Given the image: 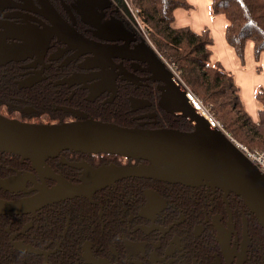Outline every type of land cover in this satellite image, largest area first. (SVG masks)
<instances>
[{
    "label": "flooded vegetation",
    "instance_id": "af4514ba",
    "mask_svg": "<svg viewBox=\"0 0 264 264\" xmlns=\"http://www.w3.org/2000/svg\"><path fill=\"white\" fill-rule=\"evenodd\" d=\"M89 1L0 0V115L30 124L92 119L167 128L159 84L133 59L138 40L122 50L105 46L114 36L101 25L120 18L132 32L129 12ZM62 29L96 43L94 53ZM106 48L123 60L104 59ZM143 163L70 150L49 158L55 175L86 194L47 200L33 213L0 214V264H264V230L232 193L145 178L93 188L102 179L96 171ZM44 186L61 191L29 161L0 153L1 201L32 200Z\"/></svg>",
    "mask_w": 264,
    "mask_h": 264
},
{
    "label": "water",
    "instance_id": "95a60500",
    "mask_svg": "<svg viewBox=\"0 0 264 264\" xmlns=\"http://www.w3.org/2000/svg\"><path fill=\"white\" fill-rule=\"evenodd\" d=\"M111 2L125 7L122 0L89 1L103 8ZM101 28L114 36L112 45L105 46L122 50L127 41L138 40L131 49L133 59L145 66L152 82L159 84V108L188 120L192 130L124 127L92 119L58 125L30 124L0 115V153L14 154L29 161L40 179L43 175L55 180L61 187L60 193H56L44 186L37 197L19 203L0 200V214L33 213L46 205L47 200L86 194L85 188L62 181L45 165L49 158L70 150L114 154L145 162L137 166H111L96 171L102 179L93 186L95 190L125 178L219 189L225 197L229 193L238 197L264 230V176L221 133L207 126L189 104L183 87L173 80L165 62L135 30L128 31L120 18H110ZM62 33L89 53H94L93 45L96 43L90 41L83 44L75 36L67 34L65 29ZM108 50L106 48L101 53L104 59L123 60V57L115 56Z\"/></svg>",
    "mask_w": 264,
    "mask_h": 264
},
{
    "label": "trees",
    "instance_id": "16d2710c",
    "mask_svg": "<svg viewBox=\"0 0 264 264\" xmlns=\"http://www.w3.org/2000/svg\"><path fill=\"white\" fill-rule=\"evenodd\" d=\"M127 1L137 11L138 20L158 54L175 68L182 82L232 137L251 150L263 149L264 89L257 87L255 90L259 108L258 118L253 120L245 109L234 76L218 61H211L213 39L210 30L204 28L194 32L190 27L174 25L175 11L190 7L188 0ZM209 9L212 15L224 18L225 42L242 63L247 41L253 43L254 58L258 60L261 55L264 58V0H209ZM163 114L168 118L163 119L164 127L192 130L188 120L165 111Z\"/></svg>",
    "mask_w": 264,
    "mask_h": 264
},
{
    "label": "crops",
    "instance_id": "0c3cea01",
    "mask_svg": "<svg viewBox=\"0 0 264 264\" xmlns=\"http://www.w3.org/2000/svg\"><path fill=\"white\" fill-rule=\"evenodd\" d=\"M190 7L177 9L175 11L176 27H190L194 32H200L204 28L210 30L213 44L211 61H218L221 66L230 72L236 84L241 89V95L245 99V109L253 120L257 119V108L252 93L255 88L264 89V74L255 71L252 63H243L233 53L232 49L226 44L224 39L225 20L210 13L209 0H188Z\"/></svg>",
    "mask_w": 264,
    "mask_h": 264
},
{
    "label": "built area",
    "instance_id": "2783aa9c",
    "mask_svg": "<svg viewBox=\"0 0 264 264\" xmlns=\"http://www.w3.org/2000/svg\"><path fill=\"white\" fill-rule=\"evenodd\" d=\"M122 2L124 3L127 12H129L133 29L157 53L155 48L150 43L143 26L138 20L137 11L132 6L130 8L129 2L127 0H122ZM162 60L165 62L167 69L171 72L173 80L183 87L185 91V97L193 108V110L196 111L205 120L207 126L210 129L221 133L257 169V171L264 176V148L259 150H251L245 145L239 143L236 139H234V137H232V135L225 129V127L221 123H219V121L215 118L210 109L204 106L202 102L182 82L175 68L169 65L163 58Z\"/></svg>",
    "mask_w": 264,
    "mask_h": 264
},
{
    "label": "rangeland",
    "instance_id": "374dc122",
    "mask_svg": "<svg viewBox=\"0 0 264 264\" xmlns=\"http://www.w3.org/2000/svg\"><path fill=\"white\" fill-rule=\"evenodd\" d=\"M130 5V4H129ZM131 8V6H130ZM137 33V32H136ZM158 53V52H157ZM244 58L246 60V62L248 63H252L253 67L255 68V71L258 72L259 74H264V58L263 56L261 55L260 58L257 60L254 58L253 56V43L251 41H247L246 45H245V54H244ZM240 88V87H239ZM256 90V88H255ZM255 90L254 92L252 93V98L254 99L255 101V104H256V108H257V118H258V108H259V104L257 103L256 99H255ZM240 95H241V89H240ZM241 99L243 101V104H244V101L245 99L242 97L241 95ZM245 106V104H244ZM220 123V122H219ZM51 125H58V124H51Z\"/></svg>",
    "mask_w": 264,
    "mask_h": 264
},
{
    "label": "bare ground",
    "instance_id": "6f19581e",
    "mask_svg": "<svg viewBox=\"0 0 264 264\" xmlns=\"http://www.w3.org/2000/svg\"><path fill=\"white\" fill-rule=\"evenodd\" d=\"M122 3V2H121Z\"/></svg>",
    "mask_w": 264,
    "mask_h": 264
}]
</instances>
